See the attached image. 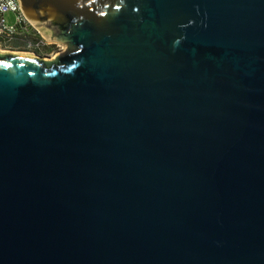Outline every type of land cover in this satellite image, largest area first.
Instances as JSON below:
<instances>
[{
	"label": "water",
	"instance_id": "1",
	"mask_svg": "<svg viewBox=\"0 0 264 264\" xmlns=\"http://www.w3.org/2000/svg\"><path fill=\"white\" fill-rule=\"evenodd\" d=\"M19 2L0 264H264V0Z\"/></svg>",
	"mask_w": 264,
	"mask_h": 264
},
{
	"label": "built area",
	"instance_id": "2",
	"mask_svg": "<svg viewBox=\"0 0 264 264\" xmlns=\"http://www.w3.org/2000/svg\"><path fill=\"white\" fill-rule=\"evenodd\" d=\"M7 13L14 15L15 23L12 26H8L6 23L5 16ZM14 43L21 44L24 50L14 53L28 55H35L54 44L46 40L25 18L19 0H0V47H10Z\"/></svg>",
	"mask_w": 264,
	"mask_h": 264
},
{
	"label": "flooded vegetation",
	"instance_id": "3",
	"mask_svg": "<svg viewBox=\"0 0 264 264\" xmlns=\"http://www.w3.org/2000/svg\"><path fill=\"white\" fill-rule=\"evenodd\" d=\"M8 48V49H6ZM0 47V49H5L4 51H1L0 53H6V51H11V52H19V51H24L23 47L21 44L15 45L13 44L10 47ZM66 48V50L64 51V49ZM68 49L67 46L65 45H61V44H51L48 47H46L45 49H43L42 51L37 52L35 55L33 56H37L39 57L42 61L45 62H54L56 60V57L59 56L60 54L66 52ZM56 52V54H54Z\"/></svg>",
	"mask_w": 264,
	"mask_h": 264
},
{
	"label": "rangeland",
	"instance_id": "4",
	"mask_svg": "<svg viewBox=\"0 0 264 264\" xmlns=\"http://www.w3.org/2000/svg\"><path fill=\"white\" fill-rule=\"evenodd\" d=\"M5 20L8 26H12L15 23L14 15L12 13H7L5 16ZM5 49H0V51H4ZM66 50V48L64 49ZM8 52V51H7ZM56 54V52L54 53Z\"/></svg>",
	"mask_w": 264,
	"mask_h": 264
},
{
	"label": "trees",
	"instance_id": "5",
	"mask_svg": "<svg viewBox=\"0 0 264 264\" xmlns=\"http://www.w3.org/2000/svg\"><path fill=\"white\" fill-rule=\"evenodd\" d=\"M15 45H18L19 43H14Z\"/></svg>",
	"mask_w": 264,
	"mask_h": 264
}]
</instances>
